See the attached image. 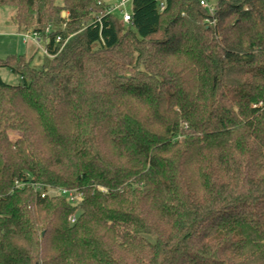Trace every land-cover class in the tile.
Here are the masks:
<instances>
[{
  "label": "trees",
  "instance_id": "trees-1",
  "mask_svg": "<svg viewBox=\"0 0 264 264\" xmlns=\"http://www.w3.org/2000/svg\"><path fill=\"white\" fill-rule=\"evenodd\" d=\"M112 2L0 0V264H264V0Z\"/></svg>",
  "mask_w": 264,
  "mask_h": 264
},
{
  "label": "built area",
  "instance_id": "built-area-1",
  "mask_svg": "<svg viewBox=\"0 0 264 264\" xmlns=\"http://www.w3.org/2000/svg\"><path fill=\"white\" fill-rule=\"evenodd\" d=\"M132 2V0H113L111 5L109 6L108 12H113L115 10H120L123 13V19L125 22H130L131 21V13L127 10L128 5ZM201 5L206 8L210 13H211V18L207 19V22L209 24L215 25L216 24V19H215V10H216V0H200ZM162 9H164L165 5L162 3L161 5ZM50 30V27L47 28V31ZM26 36H33L34 39H37L38 41L41 40V37L39 33L33 32V31H28ZM57 41L60 42L62 41V36L57 37ZM67 41V40H66ZM66 41L64 43H66ZM45 54L49 56H53L49 54L47 49L45 48ZM15 185L16 187H24L25 183L21 181L19 178H16L15 180ZM36 189L38 191H42V197H45L46 194L48 193H55L58 195H64L67 197V199L73 203V204H78L81 201V196L77 192L76 189H68V188H50L48 191L45 189L44 185L40 183H34ZM71 220L74 222L76 220L75 216L71 217Z\"/></svg>",
  "mask_w": 264,
  "mask_h": 264
},
{
  "label": "crops",
  "instance_id": "crops-1",
  "mask_svg": "<svg viewBox=\"0 0 264 264\" xmlns=\"http://www.w3.org/2000/svg\"><path fill=\"white\" fill-rule=\"evenodd\" d=\"M26 34L27 32L19 31L15 25L7 29L0 28V58L11 54L24 55L36 67L37 56H46L45 42L42 39L38 41L33 36H26Z\"/></svg>",
  "mask_w": 264,
  "mask_h": 264
},
{
  "label": "rangeland",
  "instance_id": "rangeland-1",
  "mask_svg": "<svg viewBox=\"0 0 264 264\" xmlns=\"http://www.w3.org/2000/svg\"><path fill=\"white\" fill-rule=\"evenodd\" d=\"M109 1L111 2L112 0H109ZM12 14H13L12 9L8 6L0 8V28L1 29H7L11 25H14L12 23V20H11ZM115 15L118 18H122V16H120V14L118 12H116ZM38 56L35 59V66H36V68H41L43 65V60L45 59V57H43V56L38 57ZM1 75H2L3 79L8 83L17 84V85L24 83V81L20 77V75L12 72L10 69L2 68L1 69ZM14 136L15 135H13L12 137H14Z\"/></svg>",
  "mask_w": 264,
  "mask_h": 264
}]
</instances>
